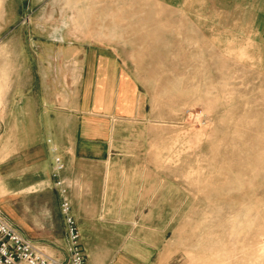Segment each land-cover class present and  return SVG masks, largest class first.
I'll return each mask as SVG.
<instances>
[{"label":"rangeland","instance_id":"1","mask_svg":"<svg viewBox=\"0 0 264 264\" xmlns=\"http://www.w3.org/2000/svg\"><path fill=\"white\" fill-rule=\"evenodd\" d=\"M36 4L4 5L0 70L38 35L22 25ZM101 7L127 15L111 23L122 32L107 36L138 77L141 111L137 128L117 131L112 153L141 156L133 164L153 184L143 219L158 250L151 264H264V0H106ZM35 208L34 194H4L0 177V210L17 228L20 213L33 221ZM46 214L55 226L58 210Z\"/></svg>","mask_w":264,"mask_h":264},{"label":"crops","instance_id":"2","mask_svg":"<svg viewBox=\"0 0 264 264\" xmlns=\"http://www.w3.org/2000/svg\"><path fill=\"white\" fill-rule=\"evenodd\" d=\"M80 1L64 7V0H36L22 25L25 33L34 25L38 35L0 70L3 192L35 195L33 221L25 210L17 229L47 252H69L72 216L86 264H151L158 250L143 219L153 184L148 170L133 164L141 156L112 153L117 131L123 124L137 128L141 111L138 77L107 36L122 32L111 23L127 15L101 7L106 0ZM6 2L0 0L2 17ZM48 209L58 210L55 226Z\"/></svg>","mask_w":264,"mask_h":264},{"label":"built area","instance_id":"3","mask_svg":"<svg viewBox=\"0 0 264 264\" xmlns=\"http://www.w3.org/2000/svg\"><path fill=\"white\" fill-rule=\"evenodd\" d=\"M63 168L57 159V169ZM63 211L68 214L70 204L64 199ZM70 233V254L67 259L45 251L23 236L0 210V264H86V255L79 240V233L72 216L67 217Z\"/></svg>","mask_w":264,"mask_h":264}]
</instances>
